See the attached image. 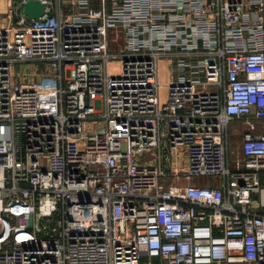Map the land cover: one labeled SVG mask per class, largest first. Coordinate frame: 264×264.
<instances>
[{
	"label": "built area",
	"instance_id": "2783aa9c",
	"mask_svg": "<svg viewBox=\"0 0 264 264\" xmlns=\"http://www.w3.org/2000/svg\"><path fill=\"white\" fill-rule=\"evenodd\" d=\"M26 1L0 22V264H264V0ZM33 62L48 82L16 79Z\"/></svg>",
	"mask_w": 264,
	"mask_h": 264
},
{
	"label": "rangeland",
	"instance_id": "374dc122",
	"mask_svg": "<svg viewBox=\"0 0 264 264\" xmlns=\"http://www.w3.org/2000/svg\"><path fill=\"white\" fill-rule=\"evenodd\" d=\"M0 2H1V5H0V10H1L0 11V16H1L3 14L2 10H4V8H5V0H0ZM0 22H1V20H0ZM30 67H31V70H32V72H30V73L36 74L35 76L42 75V73H44V74L53 73V71L51 69H49V67L46 66L44 63L33 62V63L30 64ZM25 68H27V66L25 64L22 65V66H19V65L16 66V69L17 70L19 69L20 76L24 77V76L30 75V73L27 70H25ZM28 70L30 71L29 68H28ZM163 75H164V72L162 71L161 72V79H160L161 83L165 82V77H163ZM48 77L49 76H43L41 78V76H39L40 81H38V82L46 83V82L49 81ZM165 89H166L165 87L161 88V101H163V99H164ZM239 123H241V122H239ZM235 127L236 126L234 124L233 125L230 124L229 127H228V134H229V141L230 142L238 138V136L235 134ZM180 159L182 160V157ZM208 179H209V181L217 180V178H213V177L201 178V180H203V181H205V180L208 181ZM160 182H162V181H160ZM162 183L165 186H167L170 182L169 181H167V182L163 181Z\"/></svg>",
	"mask_w": 264,
	"mask_h": 264
},
{
	"label": "water",
	"instance_id": "95a60500",
	"mask_svg": "<svg viewBox=\"0 0 264 264\" xmlns=\"http://www.w3.org/2000/svg\"><path fill=\"white\" fill-rule=\"evenodd\" d=\"M22 12L29 18H37L43 12V4L39 0H27Z\"/></svg>",
	"mask_w": 264,
	"mask_h": 264
},
{
	"label": "crops",
	"instance_id": "0c3cea01",
	"mask_svg": "<svg viewBox=\"0 0 264 264\" xmlns=\"http://www.w3.org/2000/svg\"><path fill=\"white\" fill-rule=\"evenodd\" d=\"M11 2H12V0H5V8H4V10H2L3 14L0 16L1 22H2V19L4 18V14H5L8 6L10 5ZM0 5H1V2H0ZM22 65H24V64H19V66H22ZM25 65L27 66V68H25V70H27L29 73L32 72L30 64H25ZM28 68L30 69V71L28 70ZM14 73H15L16 79H19V80H26V81L36 82V83L38 81H40L39 76H41V75L35 76L36 74L30 73V75H27V76H24V77L20 76L19 69L17 70L16 67H15Z\"/></svg>",
	"mask_w": 264,
	"mask_h": 264
}]
</instances>
